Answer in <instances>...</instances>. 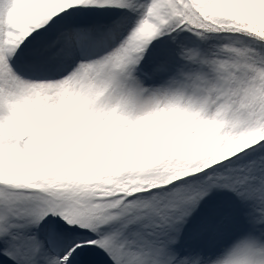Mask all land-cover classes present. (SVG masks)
<instances>
[{"label":"snow or ice","instance_id":"6c2138e0","mask_svg":"<svg viewBox=\"0 0 264 264\" xmlns=\"http://www.w3.org/2000/svg\"><path fill=\"white\" fill-rule=\"evenodd\" d=\"M0 264H264V0H0Z\"/></svg>","mask_w":264,"mask_h":264}]
</instances>
